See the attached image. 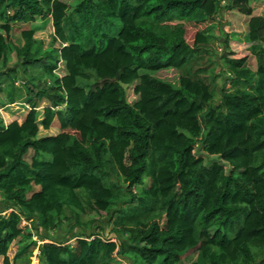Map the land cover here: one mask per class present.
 Returning a JSON list of instances; mask_svg holds the SVG:
<instances>
[{
  "label": "trees",
  "instance_id": "16d2710c",
  "mask_svg": "<svg viewBox=\"0 0 264 264\" xmlns=\"http://www.w3.org/2000/svg\"><path fill=\"white\" fill-rule=\"evenodd\" d=\"M247 1L83 0L68 14L62 0H0L1 71L14 55L40 72L24 97L13 69L0 76L4 105L29 107L20 124L0 117V264L36 250L39 264H264V16ZM225 9L246 15L256 69L225 40L217 92L211 32ZM49 19L61 47L43 52L34 30ZM15 24L31 26L20 46ZM186 24L204 26L191 42ZM168 68L177 88L150 74ZM55 121L57 135L39 136ZM88 214L114 238L102 227L73 244L33 240L86 230Z\"/></svg>",
  "mask_w": 264,
  "mask_h": 264
},
{
  "label": "rangeland",
  "instance_id": "374dc122",
  "mask_svg": "<svg viewBox=\"0 0 264 264\" xmlns=\"http://www.w3.org/2000/svg\"><path fill=\"white\" fill-rule=\"evenodd\" d=\"M69 4V9L67 13L69 14L79 3H81L83 0H62ZM227 4V0H226ZM247 5L250 6L253 10L254 16L262 17L264 16V0H249L247 1ZM247 17L244 14H241L237 11H228L223 10L220 16L218 17V21L214 26L213 33L214 36L218 38L215 42L212 43V51L210 53L209 61L214 62L213 66L216 68V72H219V76L216 79V83L218 85L217 92L220 91L221 86L223 83L226 82V72L222 71V59L221 56L223 53L227 51L225 47V40H227L228 50L232 51L233 54H235V58H245V64L244 66L248 67L250 70L255 71L256 64L254 57L249 53V46L250 44L247 41L246 35H245V24H246ZM43 23L42 19H37V21L33 24V26H38ZM12 31L9 34L8 41L13 43L14 45L20 46L23 44V40L21 38V32L23 30L30 29L31 26L26 25H18L15 24L12 26ZM204 26H195L194 24H186L185 29V38L188 42H191V39L198 30L203 29ZM54 36L53 28L51 25V20H46L45 26L41 30H34V38L35 40L42 42L43 46L41 51L47 52L49 50L53 49H59L61 47L60 42H55L51 45L52 39ZM226 36V37H225ZM21 60H17L14 55H12L7 62V68L3 69V72L1 71V64H0V76L1 73L7 72L8 69H13V80H14V87L15 91H19L23 97L27 94V88H31L32 84L29 82L31 79L29 76L34 75L33 77H38L40 75V72L38 69L30 70L28 69L27 72H24L21 66ZM44 63V60L42 61ZM60 72H58L59 75H63L62 63H59ZM57 73V72H56ZM153 77H156L160 81H163L165 83L170 84L172 87L177 88L179 85L178 78L179 73L173 68L163 69L157 72H151L150 73ZM41 80H47V76L43 75L40 76ZM5 83H9V77L5 76ZM36 81V80H35ZM3 83L1 85V77H0V88H3ZM229 86V85H228ZM227 86V88H228ZM32 89V88H31ZM133 86L127 89V99L129 102H133L136 100L137 96L132 91ZM34 91V90H33ZM4 102H6V94L2 93L0 91V117L2 118L4 124H9L12 121H17L19 124L22 123L24 117L26 116L27 111L29 110V107L27 104L25 105L22 102H16L11 105H4ZM46 106V103H43L40 108L37 109L38 111V119H41L42 115V109ZM39 136L44 135H57L60 131L59 129V123L57 121L53 122L50 126L49 130H43L42 128H39ZM9 212V211H8ZM8 212L4 213L7 214ZM3 215V214H2ZM95 218V222L91 224L89 228L86 230H81L79 227L75 228L73 231H68L71 227L70 223H64L62 227H59L57 230H54L52 232H43L39 231L38 234H35L33 237V240L36 242H41L42 239H47L51 242H66L67 244H73L74 240L73 237L76 234H80L83 232H86L87 234L90 233H100V229L102 227L104 228V232H102L103 237L108 238H114L111 233H109V226L107 225V220L105 216L98 218L94 214H88L82 216L83 222H88L90 220H93ZM21 226H30V221H22ZM35 232V231H34ZM114 241V240H113ZM37 243V244H38ZM15 252V248L12 247L9 250L8 256L9 258H12ZM38 251H34L33 256L31 258V264H39L38 263ZM193 257H189L186 260H182L180 264H188L192 261ZM121 264H128V262L121 261Z\"/></svg>",
  "mask_w": 264,
  "mask_h": 264
},
{
  "label": "built area",
  "instance_id": "2783aa9c",
  "mask_svg": "<svg viewBox=\"0 0 264 264\" xmlns=\"http://www.w3.org/2000/svg\"><path fill=\"white\" fill-rule=\"evenodd\" d=\"M223 4H224V2H223ZM3 215H4V213H2Z\"/></svg>",
  "mask_w": 264,
  "mask_h": 264
}]
</instances>
